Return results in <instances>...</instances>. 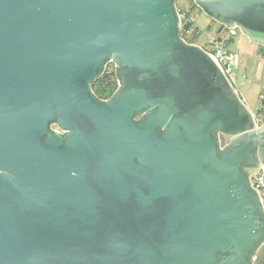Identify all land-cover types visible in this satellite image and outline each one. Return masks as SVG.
<instances>
[{
	"label": "water",
	"instance_id": "water-1",
	"mask_svg": "<svg viewBox=\"0 0 264 264\" xmlns=\"http://www.w3.org/2000/svg\"><path fill=\"white\" fill-rule=\"evenodd\" d=\"M176 1L0 0V264H253L264 124ZM192 2L264 48V0Z\"/></svg>",
	"mask_w": 264,
	"mask_h": 264
},
{
	"label": "rangeland",
	"instance_id": "rangeland-1",
	"mask_svg": "<svg viewBox=\"0 0 264 264\" xmlns=\"http://www.w3.org/2000/svg\"><path fill=\"white\" fill-rule=\"evenodd\" d=\"M194 4V3H193ZM175 6L177 8H182L186 11H188L190 8L191 11V17L194 19V24L196 28L198 29V34L195 37L194 40H190L192 45L201 47L203 44L207 43L208 40L215 35L222 38L224 41L227 42L228 49L231 52L239 53L241 54L243 52V49L240 50V45L237 39L243 37L241 36L242 33L239 30L235 31V35L231 34L232 30L225 29L223 31H218L219 26L214 21H212L207 15H205L198 7L194 6L192 9V0H177L175 2ZM228 30V31H227ZM231 41H228L231 39ZM234 40V41H233ZM248 44V42H245ZM245 46V45H244ZM259 51L263 52L261 48L259 47ZM263 55V54H262ZM240 60H242V56L239 57ZM256 62H251V65L249 68L254 72L257 71L258 67L256 66ZM230 70L232 71L234 78L236 79V82L234 81L233 88L237 89V91L240 94V97L244 99L246 102L245 106L250 112H255L256 107L258 105L259 95L261 93V90L264 87V76L262 80H257L254 78V76L248 77L245 79L243 77L244 73L241 72V70L235 67H231ZM251 72V71H250ZM252 72V73H253ZM251 75V73H250ZM264 93V92H263ZM223 146V145H222ZM259 257L261 256L263 258L264 256V247L259 252Z\"/></svg>",
	"mask_w": 264,
	"mask_h": 264
},
{
	"label": "trees",
	"instance_id": "trees-1",
	"mask_svg": "<svg viewBox=\"0 0 264 264\" xmlns=\"http://www.w3.org/2000/svg\"><path fill=\"white\" fill-rule=\"evenodd\" d=\"M175 6V5H174ZM194 4L192 2V9L194 8ZM191 9V8H190ZM190 9L188 11L182 9V8H177L175 6V11L179 15L180 20H181V27H180V32H179V37L181 39L186 40V42H189L190 40H194L195 37L198 34V29L196 28L194 24V19L191 17V11ZM225 30V29H224ZM218 31H223V27L219 26ZM228 31V30H227ZM218 35V34H217ZM215 35V39H218L225 47L228 49L227 42L224 41L222 38L218 37ZM229 39L228 41H231ZM210 44V41L208 40L207 43L203 44L201 47L202 48H207L209 47L208 45ZM229 50V49H228ZM230 51V50H229ZM114 64L111 63L109 64L101 74H99L98 79L91 85L90 87V92L97 97L99 100H108L112 97V95L115 93L117 90V80L115 79L114 76ZM264 87L261 90V93L259 95V100H258V105L256 107L255 113L256 117L258 118L260 124L264 123ZM263 97V98H261ZM142 115H136L134 119L140 120ZM216 137V133L214 134ZM258 262V258L257 261Z\"/></svg>",
	"mask_w": 264,
	"mask_h": 264
},
{
	"label": "built area",
	"instance_id": "built-area-1",
	"mask_svg": "<svg viewBox=\"0 0 264 264\" xmlns=\"http://www.w3.org/2000/svg\"><path fill=\"white\" fill-rule=\"evenodd\" d=\"M179 20L180 17L177 14ZM180 27H181V20H180ZM181 39V38H180ZM184 43H187L186 40L181 39ZM210 44L209 47L202 48L206 53H208L211 57L214 58V60L217 62L221 70L223 71L226 79L228 80L230 86L232 87L234 84V75L232 74V71L230 70V67L234 65L237 61V54L234 52L229 51L223 43L218 41V39H215V37H212L209 39ZM112 62H109L111 64ZM107 66H105L106 68ZM263 98V97H261ZM243 102V101H242ZM253 118L255 121V124L257 126H260L258 118L256 117V113L253 112ZM250 186L252 189H255L256 193L258 194L261 202V206L264 210V164L260 166L259 170L254 172L253 175L249 177ZM252 262H256V257L254 256L252 258Z\"/></svg>",
	"mask_w": 264,
	"mask_h": 264
},
{
	"label": "crops",
	"instance_id": "crops-1",
	"mask_svg": "<svg viewBox=\"0 0 264 264\" xmlns=\"http://www.w3.org/2000/svg\"><path fill=\"white\" fill-rule=\"evenodd\" d=\"M236 30H238V29L237 28L232 29L231 34L233 35ZM241 36H243V37H241L237 40H238L239 45H240V50L243 49V52L241 54L236 53L237 54V61L232 66L233 67L236 66V68L239 67L241 72L244 73L243 77L245 79H247L248 77L254 76L255 79L260 81V80H262V78L264 76V48L255 44V43H252L245 35L242 34ZM245 42H248V44H246ZM259 47L261 48V50L263 52L259 51ZM240 56H242V60L239 59ZM253 61H255L257 63L256 66L258 67L257 71H254V72L249 68V66L251 65V62H253ZM250 73H251V75H250ZM234 81L236 82L235 78H234ZM232 88H233V86H232ZM233 90H235L238 97L240 98L241 101H243V104L245 106L246 102L244 101V99L242 97H240V94L237 91V89L233 88ZM251 114H253V112H251Z\"/></svg>",
	"mask_w": 264,
	"mask_h": 264
},
{
	"label": "flooded vegetation",
	"instance_id": "flooded-vegetation-1",
	"mask_svg": "<svg viewBox=\"0 0 264 264\" xmlns=\"http://www.w3.org/2000/svg\"><path fill=\"white\" fill-rule=\"evenodd\" d=\"M224 29H226V28L223 27V30ZM187 44H191V43H188L187 42ZM205 49H206V47H205ZM108 65H109V63L105 64V66H108ZM108 100H102V101H108ZM48 130H49L50 133H57L63 140L65 139V134L66 133L59 128V126H58V124L56 122H50L48 124ZM216 136H217V141H218L220 147H224V146H226L228 144V141L229 140H228L227 137H225L223 135H220V134H216ZM263 164H264V161H262V163L260 164V166H262ZM258 168H257V170H258ZM263 247H264V244L259 248V250L257 251V253H255L256 261H257V258H258V262H253V264H264V256L262 258L261 256L259 257V255H258L259 252L261 251V249Z\"/></svg>",
	"mask_w": 264,
	"mask_h": 264
}]
</instances>
